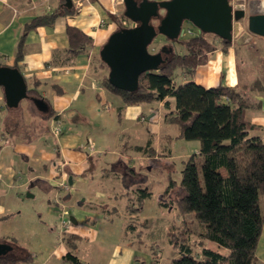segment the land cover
I'll use <instances>...</instances> for the list:
<instances>
[{"label":"crops","instance_id":"obj_1","mask_svg":"<svg viewBox=\"0 0 264 264\" xmlns=\"http://www.w3.org/2000/svg\"><path fill=\"white\" fill-rule=\"evenodd\" d=\"M64 2L66 0H0V64L13 66L17 62V50L24 35L25 26L37 16L62 10ZM73 7L74 13L60 15L53 25H40L24 36L23 58L18 62L19 68L28 86L30 88L38 86L41 94L48 99L55 115L48 119L50 122L48 134H42L36 141L23 142L16 140L7 129L9 118L11 123L14 121V118L9 116L8 109L5 108L2 111L3 117L0 118V219L5 218L8 212L13 210L6 199V196H9V189L14 188V194L18 197L20 194L18 189L22 187L29 189V185L38 186L44 196L49 197L47 206L49 216L53 213L60 216L63 208H66L77 220V224L71 223L68 231L75 234L78 250L81 243L90 240V237L97 236V227L103 222L100 218L110 222L114 215L120 214V217L121 213L128 211L130 197L126 195V192L130 191L131 185L124 183L117 191L114 188L109 194L102 187H104V181L115 184L117 180H120L121 174L111 167L116 164L124 168L133 167L122 161L130 151L138 152L139 161H143V150L135 149L136 146H143V127L138 125L143 114L148 115L150 123L152 121L150 116L158 113L152 128L146 127V144L149 139L154 138L155 140L162 138L169 144H172L175 139H184L178 137L180 130L176 137L168 131L162 132L163 125L170 124L163 121L161 110L163 102L144 106L143 103L125 105L121 96L103 84V64L102 61L95 63L98 62L96 58H101L100 50L111 34L119 30L120 25L125 27L119 22L123 18H128L125 15V1L73 0ZM69 25L82 29L92 38V44L88 50L76 55L69 52L67 34ZM215 41L218 44L221 39L215 37ZM194 79L196 83L205 87L220 84L250 86L257 79L264 81V37L255 35L253 40L245 45L232 42L227 50L219 46L210 53L208 62L198 67ZM178 80L188 81L181 70H179ZM248 95L254 103L259 104L248 109V117L256 125L251 130V134L261 135L264 138V87L259 91L251 90ZM0 100L5 104V94H0ZM114 105H117V119L120 123V128L116 130L118 135H116L118 147L116 153L120 156L117 159L107 160L103 158L107 152L97 148L95 141L92 146L90 145L88 135L90 128L87 127V130L82 133L77 126H74V123H81L83 118L89 119L90 115L93 118L105 117L106 115L102 114L112 113ZM55 118L64 123V130L60 134H55L51 130V124L55 123ZM123 120L128 123V126H132L133 133L122 126ZM198 144L199 147H195L196 153L200 149V142ZM186 152L188 156L190 153ZM141 166L140 163L139 168ZM71 176L73 178L70 181ZM66 179L71 189L70 192L64 193L62 189L56 187ZM83 182L98 183L102 187L83 197L77 188ZM113 198L124 200L123 211L117 210L116 206L104 208ZM83 200H85L84 203L81 202ZM104 201H107L106 204L101 203ZM71 203L76 204L78 208L76 211L68 208ZM98 204L101 210L96 207ZM85 205L90 208V211L83 214L80 210ZM127 213L129 215V212ZM123 224L122 226L130 225L127 221H123ZM62 232L61 227L60 233ZM66 235L67 233L64 236L59 235L58 243L52 251V256L57 255L63 262L65 255L71 249L67 243L68 240L65 241ZM258 257L264 263V251L258 254ZM26 262L22 261L21 264Z\"/></svg>","mask_w":264,"mask_h":264},{"label":"trees","instance_id":"obj_2","mask_svg":"<svg viewBox=\"0 0 264 264\" xmlns=\"http://www.w3.org/2000/svg\"><path fill=\"white\" fill-rule=\"evenodd\" d=\"M65 3L62 10L37 16L25 26L13 67L19 68L24 36L28 31L40 25H53L60 15L75 12L73 6H66ZM67 34L69 52L73 55L88 50L92 44V38L76 26L69 25ZM215 37L212 33L199 32L189 38H179L177 41L185 51L163 53L166 61L160 70L143 73L135 91L115 87L110 83L109 76L103 83L121 96L125 105L163 102V121L179 127V138L200 142L199 152L184 160L179 182L183 192L176 206L182 215L194 214L201 227L197 234L200 244L203 246L210 241L218 249L204 245L202 252L195 253L191 241L195 232L187 219H183L179 224H173L168 233L170 244L180 253L172 259V264H264L257 254L264 232V138L251 134L256 125L248 117V109L259 105L250 99L248 93L262 89L264 81L257 79L250 86L220 84L205 87L196 83L195 73L199 66L208 62L210 53L219 46L227 50L231 45L225 40L217 44ZM171 45L169 40L168 46ZM179 70L188 81L178 80ZM28 97L36 104L42 102L47 107L45 111L39 108L47 118L55 115L38 86H28ZM12 107L5 97V104L0 106V118L5 108L10 111ZM135 149L156 150L151 140ZM147 154L151 156L149 151ZM129 171L135 173L133 167H126V173L130 174ZM175 186L176 181L172 179L163 197L166 194L169 196ZM150 195L151 191L140 187L138 196L129 199L128 209L132 212L142 210ZM136 202L138 205L131 208ZM161 205L169 206L164 199ZM0 240L15 247L8 240ZM67 242L71 249L64 259L85 264L73 252L74 244ZM17 250L26 251V254L18 255ZM31 258L27 248L17 245L16 249L0 255V264H20Z\"/></svg>","mask_w":264,"mask_h":264},{"label":"rangeland","instance_id":"obj_3","mask_svg":"<svg viewBox=\"0 0 264 264\" xmlns=\"http://www.w3.org/2000/svg\"><path fill=\"white\" fill-rule=\"evenodd\" d=\"M119 22L122 24V19L119 20ZM183 28L185 33L181 38H189L199 33V29L189 21L183 23ZM189 29H191L192 33L189 32ZM168 42L169 40L164 35L159 34L154 39L149 49L153 53L158 52L162 46H167L168 49ZM171 46H173L174 52L183 53L185 51L184 46L179 41H172ZM97 60L98 62L95 63L101 62L100 57L96 58V61ZM102 68V80L104 82V79L108 77L109 68L104 63ZM0 94H4V88L2 86H0ZM3 104V101L0 100V106ZM151 104L154 105L156 103ZM144 105L147 104H143V106ZM37 107V104L27 96L20 101L19 105L12 107L9 111V116L14 118V121L11 123V119L9 118L7 121V129L15 136L16 140L23 142L36 141L42 134H48L47 132L50 124L49 118L42 114ZM102 115L106 116L93 118V116L90 115L89 119L83 118L81 123L78 122L76 124L75 122L74 126H77L82 133L87 130V127L90 128V134H88L91 142L90 145L92 146L95 141V143H97V148H102L103 151L107 152L104 154V159H117L120 156L116 153L118 149L116 130L120 128V123L117 119V105H114L112 113L106 112ZM143 116L146 117L145 120H143ZM143 116L140 118L141 121H139L140 123H138V125L143 127V145H145L147 141L145 138L147 135V132H145L146 127L149 126L152 128V123L156 121L158 113H155L154 116H150L152 117L150 123L148 115L143 114ZM1 117H3V115H1ZM123 121L122 126L131 132L133 130L132 126H128V123H126L125 120ZM54 127L55 124L52 123L51 130H54ZM161 130L163 133L168 131L173 137H176L180 129L175 124H165ZM151 141H154L153 147L156 150L149 149L143 151V161H139L140 158L138 156L140 154L135 150L130 151L127 157L122 159L124 164L133 166L135 173H130L129 171L130 174H128L126 173V168L119 167V164H116L111 168L113 170L116 169L121 176L119 178L120 180H117L115 184L114 182L107 183L104 181V187H102V185H98V183L83 182L77 187L78 191L81 192L84 197L90 194L91 191L94 193L96 190L101 189V187L109 194L112 192V189L116 188L115 190L117 191L119 186L122 187V185L126 183L127 185H131L130 191L126 192V195L130 198H136L138 196L140 187H143V189L147 188V190L151 191V195L145 200L142 210L132 212L131 209H128L127 212H129V215L127 212V214L121 213L122 217H119L120 214L114 215L110 222L105 221L104 218H100L103 222L102 225H98L97 227V236L90 237V240L81 243L77 250L75 242L77 238L75 234H71L68 229L63 228L65 225H63L61 221V216L63 215L62 211L60 216L55 213L51 216L48 215L47 206L49 197L44 196L38 186L29 185V189L26 187L18 189L20 192L18 197L14 194L15 189L13 188L8 190L9 196H6V199H8L7 204L10 205L13 210L8 212L5 218L0 219V239L8 240L13 243L15 249L17 245L20 246V248L23 246L33 254L29 261L22 264H76L72 260L63 259L65 260L63 262L57 255L52 256V251L58 243L59 235L63 234L64 236L66 233L65 241L68 240L70 243L74 244L75 248L73 252L78 255L81 260H84L83 262L85 264H172V259L179 256L180 253L178 249L170 244L168 233L173 224H179L181 220L187 219L190 227L195 232L191 239L195 253L202 252L204 245L210 246L213 249H218V247L210 241H206L203 246L200 244L201 239L197 234L201 227L195 219L194 214L188 213L182 215L179 208L176 206V201L183 192L179 187V182L181 180L184 160L188 159L193 153H196L195 147H199L198 140L175 139L172 144L162 140V138L159 140H155L154 138ZM147 151L150 152L151 156L147 154ZM186 151L190 153L188 156H186ZM140 163L142 164L141 168H139ZM172 179L176 181V186L169 196L166 194V196L163 197ZM66 182L69 183L68 179H66ZM61 184L62 183L59 184L60 189H62L64 193L70 192V190L62 187L63 185ZM28 192L34 194V196L28 197ZM111 194L116 195V193ZM163 199L169 206L161 205ZM107 201L101 203L106 204ZM81 202L84 203L85 200ZM124 203V200L113 198L107 202L108 205L104 208H114L113 206H116L117 210L123 211ZM69 205V207H67L70 210L76 211L78 209L76 204L71 203ZM137 205L136 202L131 208H135ZM96 207L101 210L99 204L96 205ZM89 209L90 208L85 205L82 206L80 212L84 214L90 211ZM123 221H127V224H130L127 226L125 225L126 232L124 231L125 226H122L124 225ZM71 223L72 222L68 224V227L71 226ZM61 227L63 228L62 233H60ZM261 240L258 254L264 251V232ZM220 250L222 252L224 251L223 249ZM17 252L16 253L21 256L26 254V251L23 252L22 250H17Z\"/></svg>","mask_w":264,"mask_h":264},{"label":"water","instance_id":"obj_4","mask_svg":"<svg viewBox=\"0 0 264 264\" xmlns=\"http://www.w3.org/2000/svg\"><path fill=\"white\" fill-rule=\"evenodd\" d=\"M124 1L125 15L134 24L112 33L100 50L101 59L109 67L110 83L122 90H137L143 73L160 70L166 61L163 53L173 52V46H163L162 52L153 53L150 45L159 34L177 41L185 33V21L193 23L199 32L212 33L238 45L250 43L255 35L264 37V0H235V4L231 0ZM65 4L71 7L73 0ZM0 86L9 105L17 106L28 96L27 80L17 67L0 64ZM37 106L43 111L47 108L42 102ZM27 196L34 194L28 192ZM70 220L78 223L73 215ZM14 248L0 242V255Z\"/></svg>","mask_w":264,"mask_h":264},{"label":"built area","instance_id":"obj_5","mask_svg":"<svg viewBox=\"0 0 264 264\" xmlns=\"http://www.w3.org/2000/svg\"><path fill=\"white\" fill-rule=\"evenodd\" d=\"M231 3L235 4V0H231ZM122 24L125 27H132L134 23H133V21H131L128 18H123ZM189 32L192 33V31L190 29H189ZM142 118H143V120L146 119L145 116H143ZM53 124H55L54 130H53L55 134H60L63 132L64 128H63V123L61 120H58L57 118H55V123H53ZM61 185H63L62 187H65L67 190H70V184L68 182L63 181ZM62 214L63 215L61 216V221H62L63 225H65L63 228L68 229L69 228L68 224L71 222V220L69 219L71 213L69 211H67L65 208H63Z\"/></svg>","mask_w":264,"mask_h":264},{"label":"flooded vegetation","instance_id":"obj_6","mask_svg":"<svg viewBox=\"0 0 264 264\" xmlns=\"http://www.w3.org/2000/svg\"><path fill=\"white\" fill-rule=\"evenodd\" d=\"M71 216V215H70Z\"/></svg>","mask_w":264,"mask_h":264}]
</instances>
